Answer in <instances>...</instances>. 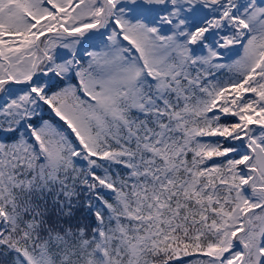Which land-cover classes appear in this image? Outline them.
Returning a JSON list of instances; mask_svg holds the SVG:
<instances>
[{"label": "snow or ice", "instance_id": "1", "mask_svg": "<svg viewBox=\"0 0 264 264\" xmlns=\"http://www.w3.org/2000/svg\"><path fill=\"white\" fill-rule=\"evenodd\" d=\"M0 264H264V0H0Z\"/></svg>", "mask_w": 264, "mask_h": 264}]
</instances>
